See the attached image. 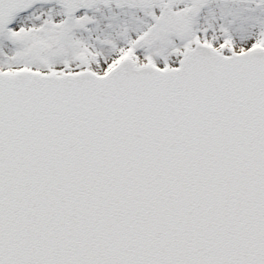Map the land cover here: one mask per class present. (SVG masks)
Listing matches in <instances>:
<instances>
[{"label":"snow or ice","instance_id":"snow-or-ice-1","mask_svg":"<svg viewBox=\"0 0 264 264\" xmlns=\"http://www.w3.org/2000/svg\"><path fill=\"white\" fill-rule=\"evenodd\" d=\"M0 264H264V0H0Z\"/></svg>","mask_w":264,"mask_h":264}]
</instances>
